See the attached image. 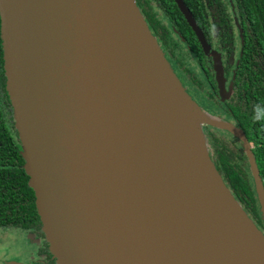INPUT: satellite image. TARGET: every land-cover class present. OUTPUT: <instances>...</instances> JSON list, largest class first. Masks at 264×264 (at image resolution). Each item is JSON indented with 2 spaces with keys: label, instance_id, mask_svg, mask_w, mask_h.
<instances>
[{
  "label": "water",
  "instance_id": "water-1",
  "mask_svg": "<svg viewBox=\"0 0 264 264\" xmlns=\"http://www.w3.org/2000/svg\"><path fill=\"white\" fill-rule=\"evenodd\" d=\"M0 37L24 168L56 264H239L220 241L224 191L264 240L211 160L203 125L242 140L264 219L247 141L187 95L134 0H0ZM182 108L197 143L181 136Z\"/></svg>",
  "mask_w": 264,
  "mask_h": 264
},
{
  "label": "flooded vegetation",
  "instance_id": "flooded-vegetation-1",
  "mask_svg": "<svg viewBox=\"0 0 264 264\" xmlns=\"http://www.w3.org/2000/svg\"><path fill=\"white\" fill-rule=\"evenodd\" d=\"M134 1L186 93L206 112L219 117L242 132L258 168V153L262 137L258 132V121L251 120L257 117L259 106L264 108V91L260 97L261 102L256 97L258 79L264 78V65L259 67L251 65L247 69L239 66L243 35L240 31L235 4L232 0H216L212 4H206V0H179L190 12L205 46L209 48L206 52L175 0ZM0 47L2 49L0 91L6 92L10 99L4 69L2 40ZM217 63H219L221 82L217 79ZM247 83L251 86L250 90L246 89ZM262 84L264 85V81ZM2 104L3 111L7 113L10 110L9 107L11 108L14 119L11 101L9 107L5 100ZM9 118L8 114V122ZM14 127L15 119L11 126L13 133ZM203 131L209 142L208 151L211 160L225 184L231 187L234 198L243 203L242 193L232 187L226 175L227 166L244 165L247 180L254 188V178L248 170L250 166L242 140L211 125H203ZM262 132L264 138V128ZM228 152L234 154H229L228 158L232 160L229 162L223 159ZM24 164L21 167L25 171ZM6 166H8L6 163H0V177L4 182H10L9 187L5 186L4 191L9 189L12 195L0 194L2 199L0 203V264H7L10 261L5 250L12 249L18 242H22L24 246V249L19 251L21 257L19 263L24 261L20 264H56L35 208V195L32 200L29 195H16L14 164H10L8 168ZM7 169L10 170L7 171ZM260 180L263 185L261 177ZM255 199L257 200L256 195ZM257 209L259 212L258 201ZM256 227L264 235L262 219ZM18 237L21 239L17 240Z\"/></svg>",
  "mask_w": 264,
  "mask_h": 264
},
{
  "label": "trees",
  "instance_id": "trees-1",
  "mask_svg": "<svg viewBox=\"0 0 264 264\" xmlns=\"http://www.w3.org/2000/svg\"><path fill=\"white\" fill-rule=\"evenodd\" d=\"M214 1L216 0H206V4H212ZM232 2L235 4V7L237 9L240 31L243 35L242 56L239 66L242 68L245 67L244 69H247L251 65L257 67H259L260 65H264V0H232ZM1 56L2 49L0 47V65L2 61ZM260 79L261 78L258 79L259 86H256V91L258 92V95H256V97L259 102H261L260 97L262 96V91H264V85L262 84L264 78H262L261 80ZM250 88L251 86L247 83L246 89L250 90ZM4 100L7 102V106L9 107L10 99L7 97L6 92L0 91V163H6L8 165L6 166V168L10 167V164H14L13 171L16 181L15 187L17 188L14 193L16 195H29L32 200V198L34 197V193L29 186L28 175L21 167V165L25 163V160L23 159L21 154L22 146L20 143L18 132L16 130V127H14V133L11 129L12 124H14L12 110L9 107L10 110L8 111V113L3 111L4 105L2 104V101ZM257 112V117H254V119H252L251 121H258V132L262 137V144L259 147L258 153L259 162L257 169L260 177L264 182V138L262 132V129L264 128V108L262 106H259V110H257ZM8 114L10 116L9 122L7 119ZM9 123L11 124V126ZM229 154L234 155L233 153L228 152L225 154V157L223 156V159L228 162L232 161L228 158ZM227 167L228 169H226V175L229 177L230 184L233 188H235L236 191L242 193V197L244 198L243 203H240L238 200L237 202L240 204L242 209L250 217L254 224L260 223L262 217L260 218L261 213L260 211L258 212L257 209V193L255 187L253 188V185H251V183L247 180L245 173L246 169L244 168V165H240V167H238V165L231 164ZM9 170L10 169H7V171ZM248 170L250 171L249 168ZM9 183V181L4 182L0 177V194L12 195L9 189H7V191H4L5 186L7 188L9 187ZM226 186L229 190L231 189V187H229L228 185ZM255 195L257 200L255 199ZM0 203H2V199H0Z\"/></svg>",
  "mask_w": 264,
  "mask_h": 264
},
{
  "label": "bare ground",
  "instance_id": "bare-ground-1",
  "mask_svg": "<svg viewBox=\"0 0 264 264\" xmlns=\"http://www.w3.org/2000/svg\"><path fill=\"white\" fill-rule=\"evenodd\" d=\"M191 117L196 119V113H191ZM204 119L203 116H197ZM181 125V136L188 142H193L196 136V124L194 120L187 119V112L182 108L178 114ZM198 145V144H197ZM199 148V146H198ZM200 150V148H199ZM201 152V150H200ZM209 176L210 173L207 169ZM221 200V225L219 231L221 234V243L230 251L239 264H264V240L256 233L254 228L246 218L237 210L229 195L224 191L219 194Z\"/></svg>",
  "mask_w": 264,
  "mask_h": 264
},
{
  "label": "rangeland",
  "instance_id": "rangeland-1",
  "mask_svg": "<svg viewBox=\"0 0 264 264\" xmlns=\"http://www.w3.org/2000/svg\"><path fill=\"white\" fill-rule=\"evenodd\" d=\"M188 95V94H187ZM189 96V95H188ZM190 97V96H189ZM193 101V100H192ZM194 102V101H193ZM196 103V102H195ZM262 221H263V224H264V219L262 218ZM7 236V235H6ZM8 236H10V235H8ZM7 236V237H8ZM13 237V236H12ZM12 237H10V239L12 238ZM19 239H21L20 237H18L17 238V240H19ZM12 243V242H11ZM20 249H24V246H23V244H22V242H18L17 244H15V246L14 247H12V249H7V250H5V251H7L6 252V254L9 256V259H10V261L7 263V264H20V263H22V262H24V261H22V262H20L19 263V260H21L20 258V256H19V251H20ZM30 262V261H29ZM25 264V263H24Z\"/></svg>",
  "mask_w": 264,
  "mask_h": 264
}]
</instances>
